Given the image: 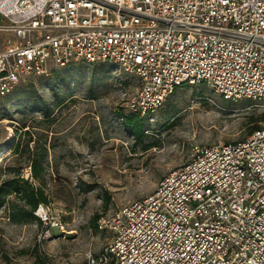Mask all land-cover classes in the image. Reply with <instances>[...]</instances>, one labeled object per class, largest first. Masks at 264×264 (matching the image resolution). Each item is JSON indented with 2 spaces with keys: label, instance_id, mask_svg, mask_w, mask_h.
<instances>
[{
  "label": "built area",
  "instance_id": "built-area-1",
  "mask_svg": "<svg viewBox=\"0 0 264 264\" xmlns=\"http://www.w3.org/2000/svg\"><path fill=\"white\" fill-rule=\"evenodd\" d=\"M0 97L49 65L108 63L151 119L180 87L264 102V0H0ZM91 264H264V129L195 146L149 195L98 219Z\"/></svg>",
  "mask_w": 264,
  "mask_h": 264
},
{
  "label": "rangeland",
  "instance_id": "rangeland-1",
  "mask_svg": "<svg viewBox=\"0 0 264 264\" xmlns=\"http://www.w3.org/2000/svg\"><path fill=\"white\" fill-rule=\"evenodd\" d=\"M8 38L0 33V49ZM140 84L112 64L73 61L0 97V187L16 179L20 192L40 188L47 199L32 216L15 193L2 200L0 264L96 262L111 239L101 216L152 193L193 147L264 129V102L225 100L201 84L176 89L134 136L121 117L133 113L127 103ZM32 166L43 170L39 182Z\"/></svg>",
  "mask_w": 264,
  "mask_h": 264
},
{
  "label": "trees",
  "instance_id": "trees-1",
  "mask_svg": "<svg viewBox=\"0 0 264 264\" xmlns=\"http://www.w3.org/2000/svg\"><path fill=\"white\" fill-rule=\"evenodd\" d=\"M143 119L140 118L139 115L136 113H131L126 116L121 117V122L123 127L126 129L127 132L133 134L134 136L138 135V133L142 130V123ZM256 130H260V127L258 125H255L252 127L250 134L253 133ZM249 134V135H250ZM43 170L41 168L38 169L36 166L31 167V178L37 182H39L42 179L43 176ZM21 182L24 184L26 183L23 179H20ZM15 193L17 198H20L25 202V205L28 206V214L32 216V213L35 212L37 209L38 204H45L47 203V199L44 196L43 191L40 188H35L31 190H24L22 192L19 191L17 185H16V179H11L8 181H5L3 185L0 187V204L2 203V200L9 196L10 194ZM22 193V195H20ZM97 220V216L94 215L91 222H95Z\"/></svg>",
  "mask_w": 264,
  "mask_h": 264
},
{
  "label": "bare ground",
  "instance_id": "bare-ground-1",
  "mask_svg": "<svg viewBox=\"0 0 264 264\" xmlns=\"http://www.w3.org/2000/svg\"><path fill=\"white\" fill-rule=\"evenodd\" d=\"M42 210V209H41Z\"/></svg>",
  "mask_w": 264,
  "mask_h": 264
}]
</instances>
